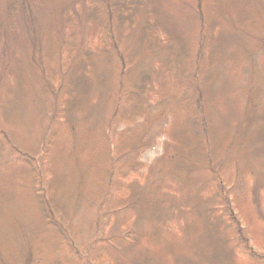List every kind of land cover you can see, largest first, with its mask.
<instances>
[{"label":"rangeland","instance_id":"rangeland-1","mask_svg":"<svg viewBox=\"0 0 264 264\" xmlns=\"http://www.w3.org/2000/svg\"><path fill=\"white\" fill-rule=\"evenodd\" d=\"M185 2V6H188L185 10L190 13L197 11V0ZM168 6L172 12L180 13L177 4L169 3ZM215 22L219 23V28L210 31L213 33L207 35V40L203 39L198 57L201 67L203 66L201 75L205 74L203 80L202 76L199 78L202 82L200 88L204 114L207 115L210 127L215 129L212 130L215 136L213 139L217 141L211 144L212 162L208 169L193 168L188 158H184L189 154L187 123L182 111L186 102H179V98L182 94L186 96L188 92L191 94L190 98L196 95L197 91L190 80L193 66L186 69L189 72L183 76L182 83L176 84V71L170 69L169 55L165 53L161 59L154 61V69L156 68L158 73L149 78L145 93L155 106L153 110L160 106L159 101L163 97H170L174 101L172 106L180 103V110L169 117L164 115L158 118L159 121L150 124L148 134L153 133L155 137L146 146L143 142L138 147V153L128 150L130 148L126 144L123 148L120 145L115 146L117 150L119 147L121 149L116 158L114 156L111 173L110 170L107 171L101 193L95 184L84 185L85 182L92 183L100 174V169L89 167L91 161L98 159L101 162L102 154H105L108 147L112 144L114 146L122 139L119 136L121 131L134 126V123L131 124L123 117V121L118 120L113 126L110 139L104 138L101 141L98 138L105 122L104 116L106 113L108 116L111 107L109 92L106 89L108 80H111L109 61L106 63L101 60L100 65L95 64L88 78L89 91L79 99V104L73 110L69 121L73 129L70 143L68 141L65 146L63 131L57 130L55 141L49 149L54 159L51 166H55V172L59 171L65 160V165L69 166V174H65L64 168L61 169L55 175L56 182L63 178L74 182L78 178L83 182L80 187L73 185L72 189L76 188L74 194L79 191L87 193L84 188L93 193L91 210L86 208L85 204L79 209L75 206L73 209L76 213L71 218L73 222L76 225L86 224L91 228L93 220L101 217V225L96 224L95 231H103L106 238L109 236L107 234L119 233L124 228H131L137 236L134 244L120 245L115 242L104 246L99 250V254L102 251V257L99 256L102 259L101 264H132L131 260H138L144 257L145 253L153 255L151 259H154L155 264H171L179 257L183 260L181 264H185V261L189 264H253L237 244L234 233H231V236L234 238L235 253L217 240L211 224L217 217L224 219V225L231 218L238 222L254 249L264 254V43L259 40L254 41V45L247 43L220 19ZM151 26L156 32H163L159 31L161 28L156 24L151 23ZM166 27L169 29L171 26ZM178 27L181 33L185 32L182 28L184 24ZM261 28L254 27L253 32L256 34ZM84 29L81 40L99 50L102 44L100 34L89 25ZM78 39L76 35L73 41ZM70 45L65 36L63 46L58 47L59 51L63 52L61 60L65 57L68 60L67 56L71 57L73 54ZM68 52L69 55H66ZM31 68L29 65H26V68L21 67V64L14 66L6 91L1 88L6 101L4 113L8 118L9 130L20 140L18 132L22 133L24 140H27L26 145L30 147L33 143L36 146L41 144V136L34 127H39L40 123L44 122L43 102L37 81L29 75ZM112 78L113 82L117 81L116 74L112 75ZM52 83L56 84L55 81ZM124 84H127L125 80ZM187 99L190 106L189 97ZM37 115L40 117L37 118ZM49 117H45L48 123ZM147 117L150 118V115ZM58 119H55V122H60V118ZM193 127L198 129L196 124H193ZM178 133L182 137V146H179L176 154L172 156L178 143ZM103 164L105 165V162ZM102 170L104 171V168ZM19 172L18 174L11 170L0 174V264H21L23 243H28L30 238L28 215L34 210L28 209L25 201L30 202L32 191L27 187L26 171L20 169ZM161 176L163 184L159 183ZM65 189L67 190L66 186ZM73 190H67L70 193L66 200L61 197L62 203H67V198L71 197ZM159 196L162 198L159 199ZM229 206L232 207V212L229 211ZM170 212V218L165 216V213ZM205 219L209 220L211 230ZM21 222L25 224L24 227L16 231L14 228ZM160 224L170 233L150 237L149 240L155 239L152 248L144 249L147 239L143 236L149 235L154 228L159 229ZM227 232L228 230L219 236L222 239L224 235L229 237ZM91 235L80 233L78 237L86 244ZM197 235L200 238L198 242L195 239ZM206 256L211 261H206ZM92 257L93 255L90 258ZM148 264H152V260H149Z\"/></svg>","mask_w":264,"mask_h":264},{"label":"trees","instance_id":"trees-1","mask_svg":"<svg viewBox=\"0 0 264 264\" xmlns=\"http://www.w3.org/2000/svg\"><path fill=\"white\" fill-rule=\"evenodd\" d=\"M169 3L177 4L180 13L172 12L169 9ZM186 4L185 0H0V165L2 166L0 174L11 170L18 174L20 169L26 171L27 187L32 191V194L29 192L32 199L30 202H25L28 209L34 210L31 215H28L30 238L28 243L25 241L23 243L21 264H101L102 259L99 256L102 257L100 255L102 251L99 254V250L104 246L115 242L120 245L134 244L137 241L136 233L131 228H124L116 234L111 232L107 234L109 235L107 238L103 231H95L96 224L101 225L99 220L101 217L93 220L91 228L86 224L76 225L71 219L76 213L73 208L77 206L79 209L84 204L86 208H92L93 193L84 188L83 190L88 191V196L85 191L74 194L76 188L73 190V185L80 187L83 182L78 178L74 182L68 178L56 182L55 175L61 169L64 168L65 174H69V166L65 165V160L59 171L55 172V166H51L54 159L49 149L55 141L57 130L63 131L65 146L68 141L70 143L73 131L69 123L71 115L78 106L79 99L88 93V78L95 64L100 65L101 60L106 63L109 61L111 65V80H108L106 87L111 107L108 116L107 113L104 116L105 122L98 138L101 141L104 138L110 139L113 126L118 120L123 121V117L127 118L131 124L134 123V126L124 128L119 135L122 139L114 146L108 142L112 145L108 147L105 154H102L101 162L98 159L91 161L89 167L94 170L100 169V174L94 180L95 182L92 180V183H88L85 180L84 185L95 184L96 189L101 193L105 186L107 171L110 170L111 173L114 159L121 147L126 144L130 148L128 150L138 153V147L143 142L146 146L155 137L153 133L148 134L150 124L164 115L169 117L170 114L173 115L180 110V103L177 102V105L172 106L174 101L170 97L161 98L162 96L159 101L160 106L153 110L155 106L145 93L149 78L154 73H158L157 69H154V61L161 59L164 53L169 55L170 69L176 71L174 81L176 84L182 83L183 76L189 72L186 69L193 66L194 71L190 73V80L197 91L196 95L190 98L191 94L188 92L186 96L182 94L179 98V102L183 100L186 102V105L184 104L186 107L182 108V111L187 123L189 154L184 158H188L193 168H209L212 162L211 144L217 141L213 139L215 136L212 130L215 129L210 127L203 109L200 88L202 82L199 79L202 76L203 66L201 67L198 60L200 48L203 39L207 40V35L213 33L210 31L219 28V23L215 22L216 19L223 21L245 42L254 45V41L259 40L264 43V0H197L195 4L197 11L191 13L185 10L188 7L185 6ZM151 23L156 24L158 28H161L159 31L163 32L161 34L156 32ZM181 24H184L182 27L185 29L184 33H181L178 27ZM86 25L100 34L102 44L99 50L95 49L97 47L84 44L81 40L82 30L84 33ZM167 25L171 27L168 29ZM260 26L262 28L255 34L254 27ZM76 35L79 39L74 42ZM65 36L71 44L70 50L73 54L71 57L67 56L68 60L65 59L66 57L61 60L63 52L59 51L58 47L63 46ZM12 47H14L13 51L10 52ZM66 55H69V52ZM18 64L25 68L26 65L32 66L29 75L37 81V88L43 102L44 122L40 123L39 127H34L41 136L39 140L42 141L37 146L34 143L31 147L26 145L27 140H24L20 132L17 131L21 140L16 137V134L11 133L8 118L4 113L6 101L1 88L4 92L6 91L8 80H11L10 73ZM115 74L117 81L113 82L112 75ZM204 76L203 73L202 80ZM124 80L127 84H124ZM53 81L56 82L55 85ZM188 97L190 106L187 102ZM31 100H33L32 97ZM47 115L50 116L49 123L45 118ZM148 115L150 118L147 117ZM39 117L37 115V118ZM58 118L60 122H55ZM193 124H196L199 130L193 127ZM179 133L178 143L172 156L176 154L177 148L182 146V137ZM116 145L121 147L117 150ZM61 181H63L62 186L59 185ZM107 183L109 184V179ZM159 183L163 184L162 176ZM65 186L67 190L73 191L71 197L67 198V203L64 204L61 202V197L66 200L70 193ZM161 198L162 196H159V199ZM229 211L232 212L231 206ZM170 214L171 212L165 213V216L170 218ZM205 222L211 230L209 220L205 219ZM203 224L205 226V223ZM211 224L214 227V235L226 249L230 248L229 250L235 253L234 238L231 236V233H234L237 244L253 261V264H264V254L254 249L238 222L231 218L224 225V219L217 217ZM24 225L21 222L14 229L19 231V228L22 229ZM158 228H154V231L152 229L149 235L143 236L147 239L144 249L152 248L155 239L149 240L150 237H160L161 234L170 233L165 231L163 224H160ZM227 230L229 237L224 235L222 239L219 235L225 234ZM184 231L186 233V229ZM80 233L92 234L88 243L81 241L78 237ZM195 239L198 242L200 238L197 235ZM92 255L93 257L90 258ZM145 255L146 253L138 260H131V263L148 264L149 260H152V264H155L154 259H151L153 255ZM204 259L207 261L209 257L206 256ZM172 262L171 264H181L183 260L179 257ZM184 263L189 264L186 261Z\"/></svg>","mask_w":264,"mask_h":264}]
</instances>
